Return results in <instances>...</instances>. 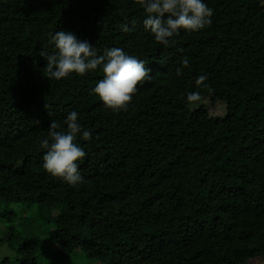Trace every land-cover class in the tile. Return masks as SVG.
Instances as JSON below:
<instances>
[{
  "label": "trees",
  "instance_id": "trees-1",
  "mask_svg": "<svg viewBox=\"0 0 264 264\" xmlns=\"http://www.w3.org/2000/svg\"><path fill=\"white\" fill-rule=\"evenodd\" d=\"M204 2L211 26L165 46L136 0H0V264H264V0ZM60 30L145 61L127 111L91 91L99 67L47 77ZM73 110L92 133L76 186L41 148Z\"/></svg>",
  "mask_w": 264,
  "mask_h": 264
},
{
  "label": "clouds",
  "instance_id": "clouds-1",
  "mask_svg": "<svg viewBox=\"0 0 264 264\" xmlns=\"http://www.w3.org/2000/svg\"><path fill=\"white\" fill-rule=\"evenodd\" d=\"M145 13L143 26L150 31L156 42L165 46L175 43L171 40L180 30L195 32L211 26L213 9L204 0H136ZM166 17V18H165ZM128 31L126 24L121 26ZM50 42L56 51L49 53L40 50L39 55L46 59L44 72L51 79L60 80L72 73L84 76L98 67L103 72V78L91 90L103 104L113 111H127L138 86L150 81V69L145 67V61L127 54L123 49L111 47L98 54L97 49L88 41H80L71 32L60 30L50 36ZM189 60L183 59L182 67L176 69V74H182V69L188 67ZM205 75L196 78L195 84L204 85ZM187 102L200 100L199 92H189ZM67 130L57 121H51L48 138L43 139V168L53 177L60 178L68 184L76 186L83 182L78 171L77 161L86 155L84 149L75 143L77 134L87 141L92 138L91 131L82 128L78 122V113L71 111L65 121Z\"/></svg>",
  "mask_w": 264,
  "mask_h": 264
},
{
  "label": "rangeland",
  "instance_id": "rangeland-1",
  "mask_svg": "<svg viewBox=\"0 0 264 264\" xmlns=\"http://www.w3.org/2000/svg\"><path fill=\"white\" fill-rule=\"evenodd\" d=\"M1 226V224H0ZM5 255H11V250L6 247V244H3L0 246V258H2ZM70 262L72 264H86V258L82 252H76V254L73 255V257L70 259ZM68 263V262H66Z\"/></svg>",
  "mask_w": 264,
  "mask_h": 264
}]
</instances>
